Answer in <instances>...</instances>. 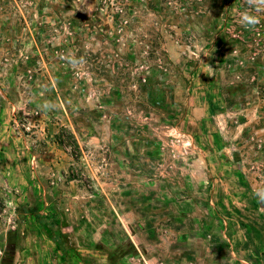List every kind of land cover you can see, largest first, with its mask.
Returning <instances> with one entry per match:
<instances>
[{
	"label": "rangeland",
	"instance_id": "rangeland-1",
	"mask_svg": "<svg viewBox=\"0 0 264 264\" xmlns=\"http://www.w3.org/2000/svg\"><path fill=\"white\" fill-rule=\"evenodd\" d=\"M247 7L0 0V264H264Z\"/></svg>",
	"mask_w": 264,
	"mask_h": 264
},
{
	"label": "clouds",
	"instance_id": "clouds-1",
	"mask_svg": "<svg viewBox=\"0 0 264 264\" xmlns=\"http://www.w3.org/2000/svg\"><path fill=\"white\" fill-rule=\"evenodd\" d=\"M247 4V9L239 13L238 22L239 24L248 29L254 30L255 26L259 23L258 15L255 13H259L260 11H264V0H245ZM70 63H76L77 60L75 57L69 60ZM54 107L50 103L46 102L43 105L45 110ZM256 197L259 199L261 203H264V187L257 188L255 191Z\"/></svg>",
	"mask_w": 264,
	"mask_h": 264
},
{
	"label": "trees",
	"instance_id": "trees-1",
	"mask_svg": "<svg viewBox=\"0 0 264 264\" xmlns=\"http://www.w3.org/2000/svg\"><path fill=\"white\" fill-rule=\"evenodd\" d=\"M34 217L43 229L50 230V232L52 233L51 240L54 242L57 249L61 251L63 254H65L66 249L64 248L63 235L57 232L58 223H57L56 215L53 214L49 221L41 214H35Z\"/></svg>",
	"mask_w": 264,
	"mask_h": 264
}]
</instances>
